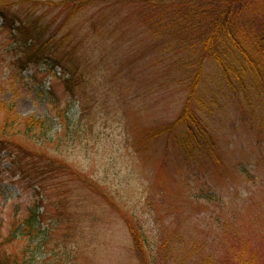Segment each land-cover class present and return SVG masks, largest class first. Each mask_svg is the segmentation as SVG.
Returning <instances> with one entry per match:
<instances>
[{
  "label": "rangeland",
  "instance_id": "obj_1",
  "mask_svg": "<svg viewBox=\"0 0 264 264\" xmlns=\"http://www.w3.org/2000/svg\"><path fill=\"white\" fill-rule=\"evenodd\" d=\"M45 1L0 0V264H264L258 86L246 97L206 61L196 108L212 147L188 157L184 127L181 139L145 144L186 100L189 73L178 70L176 47L144 25L140 3L103 1L59 32L70 35L59 52L30 63L2 16L65 20ZM53 57L64 68H53ZM86 66L67 90L64 70ZM27 117L44 119L48 135L27 136ZM54 160L71 171H49ZM30 211L42 215L41 232L13 240Z\"/></svg>",
  "mask_w": 264,
  "mask_h": 264
},
{
  "label": "trees",
  "instance_id": "obj_2",
  "mask_svg": "<svg viewBox=\"0 0 264 264\" xmlns=\"http://www.w3.org/2000/svg\"><path fill=\"white\" fill-rule=\"evenodd\" d=\"M103 1L106 6H108L107 3L116 5L131 2L135 4V1L140 3L137 6L141 9L144 25L156 29V34L162 35L165 39L169 38L170 42L167 44L176 47L174 52L177 56L174 59L177 60L175 63L178 65V70L187 69L189 73L187 83L184 85L186 100L179 117L171 124L147 134L144 138L145 144L165 136L181 139L177 133L181 127H184L185 131L182 135L184 134L186 142L181 140L180 144H183L182 150L188 157L194 155L195 149L203 150L212 147L202 135L196 108V94L203 82L206 61L212 60L217 64L228 84L237 92L248 97L252 86L257 85L258 90L264 94V0H62L60 2L46 0L44 6L50 10L59 7L60 12L66 13L65 20H61L59 24L53 20L50 23L44 21V16H41L29 22L18 20L16 23L3 15L1 26L7 25L12 28L11 37L16 46L28 53L31 63L48 51L50 57L52 52L53 54L59 52L62 40L70 37L68 34L62 35L59 32L87 6L103 3ZM36 2L42 5V2ZM92 28H96V22L92 23ZM19 35L20 39L17 38ZM73 51L72 49L71 52ZM56 67L64 68V65L61 64L60 59L54 58L53 68ZM86 69L87 66L84 69L76 67L75 73L64 70L65 88L71 91L74 84L72 81L75 79V76L71 75H82ZM66 75L68 76L65 77ZM232 77L237 81L236 84ZM7 110L13 112L12 107ZM22 122L27 136L33 138L36 132L39 137L48 135L47 122L44 119L27 117L22 119ZM8 125H10L9 121ZM4 149L6 148L2 145L0 153ZM45 155L44 157L49 158L48 154ZM57 162L58 160H54V163L48 162L47 169L63 173L71 171L64 161L58 166ZM43 168L44 166L41 165L38 169ZM41 219L42 215L38 211H30L22 223L13 229V240L19 235L30 236L35 231L41 232L37 230L40 229ZM133 235L137 248H141L138 234L133 231ZM9 258L7 257L4 261L6 264H11ZM241 262L247 264L244 260ZM13 263L16 261L13 260Z\"/></svg>",
  "mask_w": 264,
  "mask_h": 264
}]
</instances>
